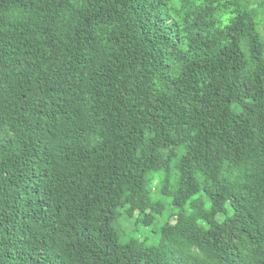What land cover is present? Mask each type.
Listing matches in <instances>:
<instances>
[{"label":"trees","instance_id":"obj_1","mask_svg":"<svg viewBox=\"0 0 264 264\" xmlns=\"http://www.w3.org/2000/svg\"><path fill=\"white\" fill-rule=\"evenodd\" d=\"M0 264H264V0H0Z\"/></svg>","mask_w":264,"mask_h":264},{"label":"rangeland","instance_id":"obj_2","mask_svg":"<svg viewBox=\"0 0 264 264\" xmlns=\"http://www.w3.org/2000/svg\"><path fill=\"white\" fill-rule=\"evenodd\" d=\"M157 181L155 182V184ZM174 209L166 210V212H172ZM219 220H222L223 217H218ZM135 220L129 219L126 216H123L120 220L121 227L124 230V238L122 241L128 237H137L140 241H144L148 246H154L157 244L156 230L151 228H143L141 226L135 227ZM122 230V229H121Z\"/></svg>","mask_w":264,"mask_h":264}]
</instances>
